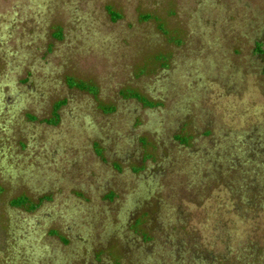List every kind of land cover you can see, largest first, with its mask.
Listing matches in <instances>:
<instances>
[{
  "label": "rangeland",
  "instance_id": "rangeland-1",
  "mask_svg": "<svg viewBox=\"0 0 264 264\" xmlns=\"http://www.w3.org/2000/svg\"><path fill=\"white\" fill-rule=\"evenodd\" d=\"M0 264H264V0H0Z\"/></svg>",
  "mask_w": 264,
  "mask_h": 264
},
{
  "label": "trees",
  "instance_id": "trees-1",
  "mask_svg": "<svg viewBox=\"0 0 264 264\" xmlns=\"http://www.w3.org/2000/svg\"><path fill=\"white\" fill-rule=\"evenodd\" d=\"M120 17V14L118 15L117 13L115 14L114 18L113 19H118ZM261 46H258V50L261 51L260 49ZM78 87L80 88H83L84 86L83 85H78ZM61 103H58L56 106H55V109H54V114L56 115V117L59 115L58 114V109L59 107H61ZM28 197L27 196H20V197H17L15 199L12 200V205L13 206H17V207H24L26 205H29V202H28ZM31 206V204L29 205ZM37 207V204L34 203L32 206H31V209H35Z\"/></svg>",
  "mask_w": 264,
  "mask_h": 264
}]
</instances>
